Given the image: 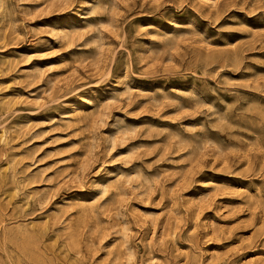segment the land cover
<instances>
[{"label":"rangeland","instance_id":"rangeland-1","mask_svg":"<svg viewBox=\"0 0 264 264\" xmlns=\"http://www.w3.org/2000/svg\"><path fill=\"white\" fill-rule=\"evenodd\" d=\"M0 264H264V0H0Z\"/></svg>","mask_w":264,"mask_h":264},{"label":"bare ground","instance_id":"bare-ground-1","mask_svg":"<svg viewBox=\"0 0 264 264\" xmlns=\"http://www.w3.org/2000/svg\"><path fill=\"white\" fill-rule=\"evenodd\" d=\"M125 69V68H124Z\"/></svg>","mask_w":264,"mask_h":264}]
</instances>
